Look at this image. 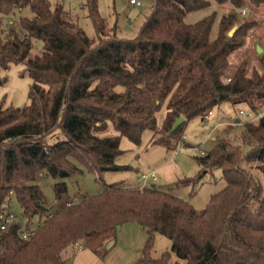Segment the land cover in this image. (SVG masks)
Instances as JSON below:
<instances>
[{
	"label": "trees",
	"instance_id": "trees-1",
	"mask_svg": "<svg viewBox=\"0 0 264 264\" xmlns=\"http://www.w3.org/2000/svg\"><path fill=\"white\" fill-rule=\"evenodd\" d=\"M151 1L138 36L124 39L111 32L98 0H85L93 39L61 5L0 0V85L1 73L15 63L32 79L26 106L0 101V219L11 214L15 195L27 221L25 229L14 222L0 230V264H67L64 252L77 243L102 256L129 222L148 233L142 264H172L173 256L174 264H264V115L244 120L240 114L264 111V58L252 75L245 64L228 75L231 55L257 25L242 10L260 8L264 0H215L233 8L215 40L212 17L185 21L208 0ZM224 104L239 114V131L234 139L219 137L197 158L206 168H221L225 181L202 210L154 184L105 185L97 196L50 206L38 185L43 175L59 179L60 199L68 192L65 180L84 169H123L116 164L122 136L139 145L151 130L153 144L187 146V122L206 120ZM179 117L186 121L172 133ZM110 127L119 135H104ZM55 133L61 137L53 141ZM25 231L30 238H23ZM156 233L172 243L159 258L151 256Z\"/></svg>",
	"mask_w": 264,
	"mask_h": 264
},
{
	"label": "rangeland",
	"instance_id": "rangeland-1",
	"mask_svg": "<svg viewBox=\"0 0 264 264\" xmlns=\"http://www.w3.org/2000/svg\"><path fill=\"white\" fill-rule=\"evenodd\" d=\"M49 1L53 8L61 5L71 12L87 35L90 38H96L93 23L83 6L85 0ZM140 1L142 6L132 5L130 0H98L100 15L107 20L111 32H115L119 38L134 39L138 36L152 8L151 0ZM208 1L210 3L207 7L189 12L185 21L193 24L212 17L210 38L215 40L222 17L231 13L233 8L230 5H220L215 0ZM19 17L17 13L16 20ZM247 18L256 20L257 25L249 31L244 46L231 55L228 75L233 74L242 64L246 65L248 75H252L255 69L261 70V60L264 58V5L250 10ZM39 46L40 43H37L34 52L38 51ZM1 76L4 82L0 85V101L6 106L15 108L26 106L29 103L32 79L25 71V66L21 63L12 64L8 71L1 73ZM164 115L163 108L157 116L159 126L162 124ZM237 115L239 114L229 104H224L220 109H215L206 120L200 117L190 119L184 129V141L189 144L188 147L182 144L173 147L153 144L151 130L144 132L139 145L122 136L120 137L122 152L117 157L116 164L124 168L117 171H105L101 174L84 169L81 174L65 180L68 192L60 199L57 198L55 191V184L60 181L59 179L43 175L38 185L43 189L48 204L58 206L66 205L70 201L79 202L84 197L97 196L103 191L105 185L119 184L125 188H135L138 186L141 175L156 171L158 180L152 184L168 190L190 202L196 209L202 210L207 206L212 194L225 186V181L221 168H206L198 163L197 158L201 156L200 151L208 153L219 137L235 138L234 134L238 133L240 124ZM215 121L218 123L214 125ZM103 134L119 135L112 127ZM57 135L61 137L55 133V136L51 137L54 138L53 141ZM236 139L238 141V137ZM199 173L202 175L195 182H183L184 179L196 178ZM10 213L15 217L16 223L25 229L27 221L22 215L21 206L15 195L11 198ZM36 225L35 220L31 227L35 228ZM147 241V231L139 223L129 222L118 227L115 240L106 244L102 256L84 247L82 249L71 247L64 252V258L67 264H142L140 259ZM171 245L167 237L156 233L153 238L151 256L161 257L164 252L171 251ZM175 259L173 256L172 264Z\"/></svg>",
	"mask_w": 264,
	"mask_h": 264
},
{
	"label": "built area",
	"instance_id": "built-area-1",
	"mask_svg": "<svg viewBox=\"0 0 264 264\" xmlns=\"http://www.w3.org/2000/svg\"><path fill=\"white\" fill-rule=\"evenodd\" d=\"M130 3L132 5H136V6H142V2L140 0H130ZM249 8L248 7H245L243 10H242V14L241 15H246L248 12H249ZM240 114L242 115V118L244 120H247V119H252V120H256L260 117H262L264 115V111L263 112H259V113H246L245 111H241ZM212 115V112H209V116ZM201 155H205V152L204 151H200ZM158 180V177H157V174H156V171H153L149 174H143L141 175L139 181H138V187L140 189H145L147 187H150L152 186V182H156ZM67 206L71 205V202H68L66 203ZM16 222L15 221V217L13 216V214H9V215H5L3 217H1L0 219V230H6L8 227H10L12 225V223ZM23 238L24 239H28L30 238V236L32 235L31 232H23ZM75 247H77L78 249H82L83 246L81 244H76Z\"/></svg>",
	"mask_w": 264,
	"mask_h": 264
},
{
	"label": "water",
	"instance_id": "water-1",
	"mask_svg": "<svg viewBox=\"0 0 264 264\" xmlns=\"http://www.w3.org/2000/svg\"><path fill=\"white\" fill-rule=\"evenodd\" d=\"M235 32V29H233L231 32H230V36H232ZM186 121V118L185 117H179L177 118L175 124L173 125L172 127V130L171 132L173 133L178 127H180L184 122Z\"/></svg>",
	"mask_w": 264,
	"mask_h": 264
},
{
	"label": "crops",
	"instance_id": "crops-1",
	"mask_svg": "<svg viewBox=\"0 0 264 264\" xmlns=\"http://www.w3.org/2000/svg\"><path fill=\"white\" fill-rule=\"evenodd\" d=\"M216 123H218V121H215V122H214V125H215ZM137 184H138V183H137ZM136 187H137V186H136ZM76 248H77V247H76Z\"/></svg>",
	"mask_w": 264,
	"mask_h": 264
}]
</instances>
